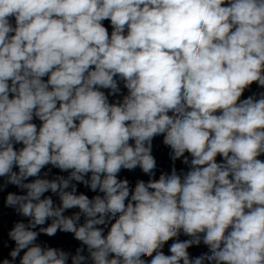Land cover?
Segmentation results:
<instances>
[{"label": "clouds", "instance_id": "9594fccd", "mask_svg": "<svg viewBox=\"0 0 264 264\" xmlns=\"http://www.w3.org/2000/svg\"><path fill=\"white\" fill-rule=\"evenodd\" d=\"M0 194V264H264V0H0Z\"/></svg>", "mask_w": 264, "mask_h": 264}]
</instances>
